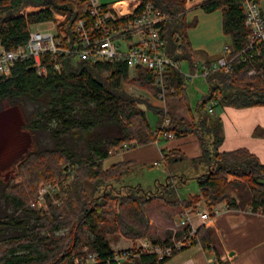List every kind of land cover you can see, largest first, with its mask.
<instances>
[{
    "label": "trees",
    "instance_id": "1",
    "mask_svg": "<svg viewBox=\"0 0 264 264\" xmlns=\"http://www.w3.org/2000/svg\"><path fill=\"white\" fill-rule=\"evenodd\" d=\"M140 1L137 11L150 3L168 15L160 24L166 50L176 60L187 61L190 70L199 59L209 64L221 55L192 49L187 31L196 21H186V0ZM85 4L86 0H0V45L7 50L23 45L30 25L53 20L54 13L65 16L60 26L71 34L74 22L86 16ZM26 6L34 9L20 13ZM197 6L206 13L221 10L224 44L231 55L238 53L249 33L242 0H202ZM125 80L155 96L161 92L151 70H130L122 57L93 62L72 55L62 60L60 71L49 67L46 75L37 73L32 60H18L8 76H0V110L18 106L32 142L15 166L20 182L0 177V264H76V258L82 264L89 253L96 254L93 264H121L112 259L115 250L108 233L168 243V238L152 236L146 205L155 198L180 209L201 201L206 208L224 202L228 209L264 214V164L246 148L221 151L222 119L206 109L211 100L222 106L264 105V43L252 60L235 59L228 71L209 72L208 92L195 113L187 98V78L177 70L164 74L166 113L125 91ZM140 103L158 115L154 129ZM179 107L187 115L179 114ZM164 115L170 120L165 129L174 135L198 136V156L188 158L179 148L162 150L165 165L190 159L199 167L194 175L196 194L170 198L177 184L169 179L155 190L121 183L131 170L130 161L104 166L124 143L134 148L158 139L156 130ZM185 179L181 176V182ZM42 180L59 185L46 195L47 210L30 205ZM196 236L204 248L216 249L211 227L199 225ZM168 259L141 253L133 264H165Z\"/></svg>",
    "mask_w": 264,
    "mask_h": 264
},
{
    "label": "built area",
    "instance_id": "2",
    "mask_svg": "<svg viewBox=\"0 0 264 264\" xmlns=\"http://www.w3.org/2000/svg\"><path fill=\"white\" fill-rule=\"evenodd\" d=\"M141 1L139 0V5ZM138 5V6H139ZM137 6V7H138ZM245 25L249 29L247 41L241 50L231 55V48L224 46L221 55L212 60L209 64L200 61L195 64L204 78L209 72L222 69L228 71L233 60L250 61L260 54V48L264 43V13L260 4L255 0H242ZM134 8L127 14H120L112 8L106 7L99 0H86V16L77 19L72 26V33H67L60 26L64 20L63 14L54 13L53 20L47 21L51 26L42 30H30L26 42L13 50L4 49L0 45V76H8L11 67L18 60H32V66L38 74L46 75L49 67L60 71L62 60L68 56L88 61H106L116 57H122L130 70L135 67H143L151 70L160 86L161 92L155 96L163 105L164 113L165 96L163 92L164 74L169 69L182 73L187 79L196 76L195 71L189 69L188 73L181 71V60L173 58L166 50V42L161 32L160 24L168 18L162 10L153 7L150 3L145 4L143 9ZM34 7L26 6L20 13L33 10ZM54 29V32H52ZM47 58V59H46ZM253 71H250L252 73ZM216 100H211L206 109L213 112ZM169 118L164 115L157 128L160 136L154 141L159 144L161 140L173 138L172 131L165 128L169 124ZM133 141L131 144H134ZM130 144H123L119 151L130 150ZM162 160V156H161ZM163 161V160H162ZM159 161L152 165H158ZM59 189L57 183H42L37 190L36 196L30 201L31 206H37L44 210L48 209L47 194ZM220 204L222 205L220 207ZM204 210L194 207H183L178 216L179 220L172 231V237L168 243H152L142 241L137 247H129L115 250L112 259L117 262L133 261L141 253H153L159 260L171 257L182 248L190 246L196 236L197 226L193 218L197 216L202 224H206L213 215L220 212L221 208L228 209L222 202ZM96 254L89 253L86 261L82 264L96 263ZM75 263L79 264L76 258Z\"/></svg>",
    "mask_w": 264,
    "mask_h": 264
},
{
    "label": "crops",
    "instance_id": "3",
    "mask_svg": "<svg viewBox=\"0 0 264 264\" xmlns=\"http://www.w3.org/2000/svg\"><path fill=\"white\" fill-rule=\"evenodd\" d=\"M99 1L120 14H127L139 5V0ZM200 1L202 0H186V21H196L195 25L187 31L189 41L192 49L211 57L217 56L221 54L225 46L222 32V12L217 9L206 13L197 6ZM150 100L154 105H161V101L155 97ZM219 116L222 119L224 137L219 149L226 151L246 148L264 164V105L224 106ZM175 137L176 135L173 138L161 140L158 145L151 142L127 151H120L112 155L118 159L105 166L121 160L130 161L131 166L146 162L153 164V162L161 160L162 150L171 148L181 149L188 158L201 153L200 141L198 138H194V133H187L185 137ZM189 194L196 193L192 191ZM197 207L205 209L202 202L197 203ZM175 208L173 214L170 213L174 218L181 210L180 207L175 206ZM150 221L152 222L153 219ZM193 222L197 227L202 225L197 216L193 218ZM203 225L211 227L215 231L216 249L204 248L197 241L174 253L165 264H264V214L252 212L248 208H221L218 214L213 215ZM154 231L156 232L153 234L158 236L156 237L158 239L163 240L168 237L171 239L172 237L171 231L167 235L163 231ZM120 237L121 241L131 242L130 239ZM109 243L114 250L122 246L114 244L110 240ZM121 264H133V261L121 262Z\"/></svg>",
    "mask_w": 264,
    "mask_h": 264
},
{
    "label": "rangeland",
    "instance_id": "4",
    "mask_svg": "<svg viewBox=\"0 0 264 264\" xmlns=\"http://www.w3.org/2000/svg\"><path fill=\"white\" fill-rule=\"evenodd\" d=\"M260 8L264 13V2L260 3ZM50 26L51 24L49 22H38L31 24L30 30H42L47 29ZM52 32H54V29H52ZM199 61L200 59L196 62L199 63ZM200 70V67L199 69H195L194 71L196 76L186 80L187 98L193 113L196 111L195 108L197 103L200 102L208 92V85L205 78L199 75ZM181 71L185 74L189 72L187 61H181ZM123 88L125 91L134 94L136 97L146 99L153 108H162V102L160 106L154 105L151 102L150 99L153 100L155 95L150 91L142 89L138 86H134L128 80L123 82ZM139 105L142 108H146L145 104L143 103H140ZM223 108L224 106L222 105H215L213 107L212 114L219 116ZM178 113L187 115L186 110L183 107L178 108ZM146 114L150 125L154 129L157 125L158 115L153 109H148ZM22 123L23 115L21 109L18 106H7L0 110V177L13 178L15 182H20V179L15 175V166L17 165L20 156L32 147L30 135L27 130L22 127ZM178 137H185V134L177 135L175 138ZM194 138H198V136L195 134ZM117 159L118 158L116 156H110L105 160L104 166ZM198 172L199 167H195L190 162V159L178 161L170 165H165L162 160H160L158 165H152L147 162L137 163L132 165L131 170L122 177L121 183L130 185L138 184L144 189L155 190L157 187L165 184L166 180L169 179L177 184L175 193L169 196L170 198L175 199L177 196L185 197L189 192L192 191L194 193H198L197 184L194 179V175H196ZM181 176L186 178L184 183L181 182ZM45 182L46 181L44 180L40 181L37 185V190L41 184ZM175 209V206L168 205L164 202V199L160 198H155L152 202L147 203L146 212L148 213L149 218L153 219L152 222L150 221L152 236L158 237L153 234L156 232L154 230H158L160 232L163 231L166 235L168 232L173 231V229L176 227L177 221L179 220V216L174 218V216L171 215ZM107 236L108 240H110L112 243L122 245L119 249L137 247L142 241L150 240L149 238L145 237L136 240L130 239L131 242H125L121 241L120 236L122 235L119 233H110V235Z\"/></svg>",
    "mask_w": 264,
    "mask_h": 264
}]
</instances>
